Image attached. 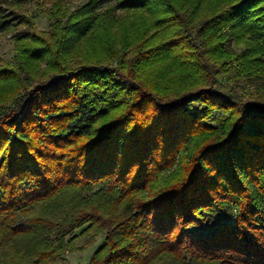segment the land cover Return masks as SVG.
I'll return each instance as SVG.
<instances>
[{
  "label": "trees",
  "instance_id": "trees-1",
  "mask_svg": "<svg viewBox=\"0 0 264 264\" xmlns=\"http://www.w3.org/2000/svg\"><path fill=\"white\" fill-rule=\"evenodd\" d=\"M27 1L0 0V264L100 237L85 264H264V0H90L52 44ZM104 6L143 19L111 66L78 52Z\"/></svg>",
  "mask_w": 264,
  "mask_h": 264
},
{
  "label": "rangeland",
  "instance_id": "rangeland-1",
  "mask_svg": "<svg viewBox=\"0 0 264 264\" xmlns=\"http://www.w3.org/2000/svg\"><path fill=\"white\" fill-rule=\"evenodd\" d=\"M90 0H28L23 9V13L29 15L34 20L35 32L41 37L36 39L34 44H43L44 39L53 43L52 35L56 33L59 26H66L73 20L81 17L77 15L79 9L85 6ZM102 16L104 17L103 26L107 27V31H99L96 34L91 35L89 39L83 41L78 48V52L89 51L93 55L101 56L102 61L105 60L107 66L116 63V54L122 51H131L130 45L128 48H123V36H126L127 40H134L142 30L143 19L137 14H131L129 12H116L112 10L111 6H104ZM112 18L117 22L111 23ZM112 33V34H111ZM150 32L147 33V36ZM42 38V39H41ZM44 38V39H43ZM142 38H145L142 36ZM143 40V39H142ZM147 45V39L144 41ZM35 46V45H33ZM109 50H106V49ZM24 45L17 43L14 33L2 34L0 33V67L14 68L20 64V60L24 56ZM107 58V59H106ZM46 61L39 64L41 70L40 74L46 71ZM240 86H236V89L240 96L244 95L248 98L249 94L262 93L260 84H253L246 80L239 81ZM81 230L76 231L79 236ZM73 234L69 236L72 237ZM103 238L100 237L97 241L89 246L87 249H77L66 253L65 259L57 262V264H85L87 263L92 254L102 245ZM84 242V238L79 236L77 238V244L81 246Z\"/></svg>",
  "mask_w": 264,
  "mask_h": 264
}]
</instances>
